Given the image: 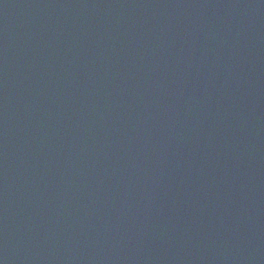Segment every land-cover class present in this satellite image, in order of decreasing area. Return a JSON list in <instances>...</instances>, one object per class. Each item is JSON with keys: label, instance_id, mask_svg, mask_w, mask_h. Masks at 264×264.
Returning a JSON list of instances; mask_svg holds the SVG:
<instances>
[{"label": "water", "instance_id": "water-1", "mask_svg": "<svg viewBox=\"0 0 264 264\" xmlns=\"http://www.w3.org/2000/svg\"><path fill=\"white\" fill-rule=\"evenodd\" d=\"M0 264H264V0H0Z\"/></svg>", "mask_w": 264, "mask_h": 264}]
</instances>
